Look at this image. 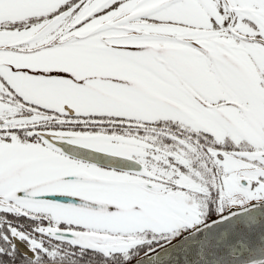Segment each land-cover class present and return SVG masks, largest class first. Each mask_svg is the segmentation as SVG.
I'll return each instance as SVG.
<instances>
[{"label":"snow or ice","instance_id":"6c2138e0","mask_svg":"<svg viewBox=\"0 0 264 264\" xmlns=\"http://www.w3.org/2000/svg\"><path fill=\"white\" fill-rule=\"evenodd\" d=\"M0 264H264V0H0Z\"/></svg>","mask_w":264,"mask_h":264}]
</instances>
